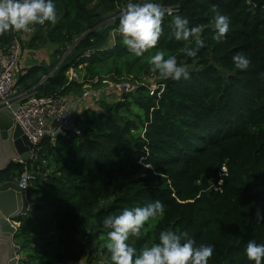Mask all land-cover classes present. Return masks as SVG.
Segmentation results:
<instances>
[{"label": "trees", "instance_id": "trees-1", "mask_svg": "<svg viewBox=\"0 0 264 264\" xmlns=\"http://www.w3.org/2000/svg\"><path fill=\"white\" fill-rule=\"evenodd\" d=\"M54 2V24L30 26L27 39L24 31L0 36V50L18 42L22 50L51 53L45 62L20 66L15 87L65 97L98 77L135 88L123 100L93 97V106L75 117L80 133L46 137L32 159L1 172L3 181L31 175L30 209L15 219L21 264H70L85 256L96 263L99 252L109 253L89 250L84 236L100 238L108 231L106 215L156 200L163 214L132 238L137 249L157 242L161 230L179 228L214 247L208 264H254L243 250L249 240L264 243V0H157L174 11L165 12L162 36L142 58L128 52L118 32L129 0ZM218 13L230 21L220 41L212 26ZM177 14L201 28L205 46L196 57L177 54L184 42L169 36ZM157 50L177 55L190 78L152 73L147 57ZM236 53L249 59L247 69L234 66ZM70 69L78 80L69 81ZM151 78L165 84L161 94L150 95L142 84ZM223 165L228 175L215 190L210 179L220 177Z\"/></svg>", "mask_w": 264, "mask_h": 264}, {"label": "clouds", "instance_id": "clouds-1", "mask_svg": "<svg viewBox=\"0 0 264 264\" xmlns=\"http://www.w3.org/2000/svg\"><path fill=\"white\" fill-rule=\"evenodd\" d=\"M165 10L157 0H129L120 10L118 32L122 43L135 57H144L155 48L163 34ZM57 8L54 0H0V36L9 32H27L32 25L54 24ZM189 20L177 14L170 21V38L184 42L177 54L196 57L205 46L199 39L200 26L189 27ZM229 18L216 14L212 20L213 39L220 41L229 31ZM191 42V46L189 43ZM237 69L245 70L250 61L243 53L232 56ZM152 73L160 78L174 81L190 78L187 68L178 63L177 55H166L157 50L147 57ZM164 206L156 200L146 206L124 207L118 214L106 215L102 227L107 229L105 246L110 253L112 264H208L214 247L210 244H197L187 230H161L158 241L137 249L130 238H140L145 223L163 214ZM249 262L264 264V243L249 240L243 250Z\"/></svg>", "mask_w": 264, "mask_h": 264}, {"label": "built area", "instance_id": "built-area-1", "mask_svg": "<svg viewBox=\"0 0 264 264\" xmlns=\"http://www.w3.org/2000/svg\"><path fill=\"white\" fill-rule=\"evenodd\" d=\"M165 12L172 13L171 7H164ZM20 56L21 46L18 42L7 50H0V110H9L13 112V120L23 130L24 134L33 144V149L30 151L32 158L35 154V148L40 145L42 140L50 137L56 140L58 135L65 134L67 130H73V119L75 115L67 109V101L63 97L44 96L37 91H32L29 94H21L15 87V76L20 71ZM69 81L78 80V74L74 69L68 71ZM149 88L150 95L161 94L165 88L164 83L156 82L155 80L145 79L142 83ZM135 84L129 81H112L108 78L95 79L86 83L83 87L81 97L83 99L89 97H97L102 90L113 91L119 94V100H123L124 95L133 91ZM74 131V130H73ZM28 173L23 176L28 177ZM228 175L226 165L222 166L219 173V178L210 179V186L215 190H221L223 184V176ZM26 180V189L28 186ZM84 236V239H87ZM70 264H77L76 262Z\"/></svg>", "mask_w": 264, "mask_h": 264}, {"label": "water", "instance_id": "water-1", "mask_svg": "<svg viewBox=\"0 0 264 264\" xmlns=\"http://www.w3.org/2000/svg\"><path fill=\"white\" fill-rule=\"evenodd\" d=\"M67 53L60 59L57 66ZM73 130L80 133L74 119ZM32 149L33 144L29 138L21 127L14 123L13 112L6 109L0 110V175L12 162H27L32 159L30 153ZM27 178H31V175L5 181L0 177V264H21V249L14 239L19 227L15 219L27 214L30 209L31 204L25 187Z\"/></svg>", "mask_w": 264, "mask_h": 264}, {"label": "crops", "instance_id": "crops-1", "mask_svg": "<svg viewBox=\"0 0 264 264\" xmlns=\"http://www.w3.org/2000/svg\"><path fill=\"white\" fill-rule=\"evenodd\" d=\"M45 52H47L46 49L43 51L41 49H32V50L31 49L30 50L24 49V50H22V53L20 56V66H22V68L23 67H29V66H33V65H36L38 63H41V62H45L46 60H49L50 54H51L50 50H49L48 54H43ZM47 62H49V61H47ZM32 89L27 90V91H21V90L17 89V91L21 94H29L30 92L35 91ZM63 98L66 101L67 100L69 101V103L67 102V104H69V106L67 105L68 106L67 109L69 110V112L73 113L75 116L78 115L83 110L92 107L93 102L95 101L93 97H89L90 99L89 98L83 99L81 97V92H77V91L72 92ZM85 241H86V244L88 245V248L90 247L89 250L93 249L92 244L87 243L88 238L85 239ZM76 263L77 264H88L87 263V256H85L82 260L77 261Z\"/></svg>", "mask_w": 264, "mask_h": 264}, {"label": "rangeland", "instance_id": "rangeland-1", "mask_svg": "<svg viewBox=\"0 0 264 264\" xmlns=\"http://www.w3.org/2000/svg\"><path fill=\"white\" fill-rule=\"evenodd\" d=\"M25 34H26V36L27 37H25L26 39L29 37V35H30V33H29V30L27 31V32H25ZM72 48V46L71 47H69L68 48V50H67V52H69V50ZM66 52V53H67ZM21 53H22V48H21ZM65 53V54H66ZM46 54H47V52H46ZM64 54V55H65ZM152 80H154L153 78H152ZM82 90H83V88H82ZM81 90V91H82ZM108 98L109 100H117L118 98H119V94H117V93H115V92H113V91H106V90H102V92H101V94H100V98L101 99H105V98ZM90 99V98H89ZM97 99V98H96ZM67 102L69 103V101L67 100ZM68 106H69V104H67ZM133 238V237H132ZM132 238H130V241L132 240ZM106 239H107V234L105 235H102L100 238H95L94 237V235L93 234H90L89 236H88V241H87V243L88 244H92V246H93V248H98V250H103V249H106V246H105V242H106ZM90 248V247H89ZM88 248V249H89ZM107 253H109L108 251H107ZM99 255H100V257H99V260L98 261H96V263H92V264H100V263H102V262H104L105 261V259H106V257H108L109 259H110V253L108 254V256L107 255H105V254H103V253H101L100 254V252H99ZM111 260V259H110ZM88 263V262H87ZM89 264V263H88Z\"/></svg>", "mask_w": 264, "mask_h": 264}]
</instances>
